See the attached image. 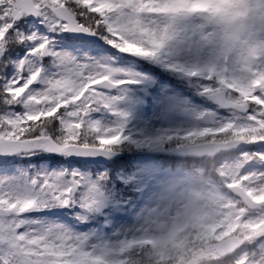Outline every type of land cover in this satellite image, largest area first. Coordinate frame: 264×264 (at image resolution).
<instances>
[{"label":"snow or ice","instance_id":"1","mask_svg":"<svg viewBox=\"0 0 264 264\" xmlns=\"http://www.w3.org/2000/svg\"><path fill=\"white\" fill-rule=\"evenodd\" d=\"M0 264H264V0H0Z\"/></svg>","mask_w":264,"mask_h":264}]
</instances>
